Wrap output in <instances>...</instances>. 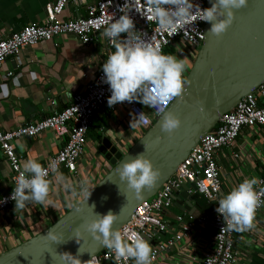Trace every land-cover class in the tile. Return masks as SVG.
I'll list each match as a JSON object with an SVG mask.
<instances>
[{
  "label": "crops",
  "instance_id": "1",
  "mask_svg": "<svg viewBox=\"0 0 264 264\" xmlns=\"http://www.w3.org/2000/svg\"><path fill=\"white\" fill-rule=\"evenodd\" d=\"M53 1L0 0V39L26 24L40 23L45 6ZM75 13H84L82 4L67 3L61 17L73 18ZM109 49L103 33L97 34L96 40L87 45L70 36H59L52 41L22 47L15 55L7 57L0 68V130L38 120L68 104L72 95L82 91L100 68ZM9 70L12 75L6 76ZM50 100L54 101L53 106ZM124 117H118L119 123L113 114L98 113L93 117L86 132L83 155L76 160L75 169L59 168L57 173L48 177L51 181L49 199L54 207L29 203L23 210L15 211L14 202L0 214V252L45 229L71 208L70 203L76 204L82 198L73 196L71 189H64L58 180L59 175L71 182L77 193L81 191L82 184L86 183L89 190L92 188L110 168L96 151L100 138L107 137L124 151L134 137L130 121ZM88 132L95 139L90 141ZM64 140L65 136L44 130L34 137L15 139L11 145L22 169V164L28 159L43 164ZM261 150H264V127L257 126L242 128L228 149L214 152L219 170L218 198L244 179L257 177ZM9 175L7 162L0 151V194L10 187ZM191 197L192 209H181L172 203L160 214L167 226L164 237L177 228L176 216L181 215L185 222H194V218L209 211L211 202H206L201 196L204 203H208L207 208L202 209V202L197 203ZM206 221L209 223L210 218ZM211 230L209 225L194 224L181 241L161 252L154 264H197L199 250L211 240ZM233 251L236 264H264V204L255 214L250 230L234 231Z\"/></svg>",
  "mask_w": 264,
  "mask_h": 264
},
{
  "label": "built area",
  "instance_id": "2",
  "mask_svg": "<svg viewBox=\"0 0 264 264\" xmlns=\"http://www.w3.org/2000/svg\"><path fill=\"white\" fill-rule=\"evenodd\" d=\"M204 1L193 0V3L205 8ZM125 2L126 0H54L45 6L44 18L40 23L26 24L6 38L0 39V68L6 58L15 55L20 48L33 46L43 41H52L59 36L73 37L82 45L94 42L97 34L104 32L110 17L119 18L122 15L119 9ZM67 3L82 4L84 13H75L73 18H62L61 14ZM130 7L133 9L130 10L129 15L134 20L135 29L143 39L158 45L163 54L168 49L175 51L178 45L183 44L188 56L195 55L203 39L205 21L197 20L176 34L170 35L169 32L162 31L150 18L146 0H135ZM126 35V33L121 34V39ZM105 40L110 49L100 68L84 85L82 91L72 95L68 104L38 120L19 124L15 128L0 130V151L10 172V187L0 194V201H3L0 202V214L15 202L10 199V196L15 187V180L22 170L11 145L13 140L34 137L44 130H50L57 136H65L62 145L42 165L48 168L49 163L54 161L58 169L65 168L73 171L76 160L83 155L86 132L96 114L108 113L120 118L126 116L131 121L133 115L143 112L146 123L132 130V135L138 136L150 127L152 119L160 115L158 109L161 105L151 108L143 104L141 106L137 101L131 103L125 101L112 107L108 106L107 101L111 91L109 85L103 81L102 65L108 54L115 49L108 38L105 37ZM5 75H12V71H7ZM184 76L185 73H183ZM49 103L54 105L53 100ZM170 104L171 102L164 105L165 109ZM146 112L151 114L152 119L146 115ZM257 126L264 127V82L239 98L232 109L219 115L215 125L201 135L177 165L175 171L151 196L135 207L129 218L117 230L122 236L129 238L137 233L150 239L157 238V242L151 245L152 264H154L159 254L181 241L194 224L209 225L212 228L211 240L205 248L199 250L197 264H236L237 258L233 251L234 230L228 229L224 225L223 217L216 212L220 185L214 152L228 149L242 128ZM233 155L237 156V154ZM260 157L261 166L256 177L260 183L255 188L262 204L256 213L264 204V150L260 151ZM51 174L53 173L49 172V176ZM182 184L187 185V194L195 193L202 196L212 205L208 212L194 218V222H185L181 215L176 216L177 228L167 237L158 238L155 236L156 232L167 231L166 223L160 214L172 205L173 193ZM208 218H210L209 223L206 221ZM88 260L87 264H135L132 259L118 261L114 253L105 247Z\"/></svg>",
  "mask_w": 264,
  "mask_h": 264
},
{
  "label": "water",
  "instance_id": "3",
  "mask_svg": "<svg viewBox=\"0 0 264 264\" xmlns=\"http://www.w3.org/2000/svg\"><path fill=\"white\" fill-rule=\"evenodd\" d=\"M212 2L205 0V8L211 7ZM210 28V22L203 23V39L184 76L191 83L186 86L183 99L177 98L165 109L180 117V128L171 136L162 132L160 114L125 151L102 136L96 151L110 168L89 190L87 202L82 203L81 198L75 204L77 207H71L45 229L1 251L0 264H65L59 256L63 252L78 255L82 263L87 261L103 245L87 231L85 222L95 214L111 211L117 215L113 227L118 229L135 207L175 171L201 135L215 125L219 115L264 82V0H248L247 7L235 10L232 25L221 36L213 35ZM142 152L160 169L161 176L155 187L145 189L137 199L134 190L120 180L116 169L124 160ZM186 188L182 184L174 191L173 204L188 210L192 209V195L186 193ZM77 228L82 233L79 242L75 239ZM49 230L62 234V241L46 239ZM164 234L156 232L155 236L163 238ZM142 236L153 244L157 242L155 237Z\"/></svg>",
  "mask_w": 264,
  "mask_h": 264
},
{
  "label": "clouds",
  "instance_id": "4",
  "mask_svg": "<svg viewBox=\"0 0 264 264\" xmlns=\"http://www.w3.org/2000/svg\"><path fill=\"white\" fill-rule=\"evenodd\" d=\"M134 2L135 0H126L119 9L122 15L119 18L110 17L104 28L103 35L115 49L108 54L102 65L103 81L109 85L111 91L107 103L109 107L125 101H138L151 108L161 105L158 109V114L163 115L161 131L171 136L180 128L181 119L174 112L166 111L164 105L177 98L183 99L186 86L191 83L183 77L186 61L163 54L158 45L141 37L135 29L133 18L129 15L133 9L130 5ZM146 3L150 18L162 31H167L170 35L200 20L210 22L209 32L219 37L232 25L235 10L247 7L248 0H213L208 8H201L194 4L193 0H146ZM124 33L127 35L121 39V34ZM144 123V113L140 112L133 115L130 126L135 128ZM116 170L120 180L126 182L127 188L134 190L137 199L142 197L145 189L151 190L155 187L161 176L160 169L156 168L143 152L132 159L124 160ZM49 172H58L56 162H50L48 168L34 159H28L22 164V170L15 180V187L10 196V199L15 201V211L23 210L29 203L54 207L53 201L49 199ZM58 180L64 189L72 190L73 196L80 195L82 203L87 202L91 191L86 183L81 185V191L77 193L65 177L59 175ZM259 183L255 177L246 178L219 198L216 212L223 217L224 225L228 229L244 232L253 227L256 211L262 204L255 188ZM69 207L77 206L70 203ZM116 219L117 215L111 211L103 215L95 214L84 226L95 240L114 253L118 261L132 259L135 264H152V248L149 241L139 233L130 238L122 236L121 232L113 227ZM81 235L80 229L77 228V242ZM45 238L60 243L62 234L49 230ZM59 256L65 264H82L78 255L63 252Z\"/></svg>",
  "mask_w": 264,
  "mask_h": 264
},
{
  "label": "rangeland",
  "instance_id": "5",
  "mask_svg": "<svg viewBox=\"0 0 264 264\" xmlns=\"http://www.w3.org/2000/svg\"><path fill=\"white\" fill-rule=\"evenodd\" d=\"M166 55H173V56H176L178 59H184L186 61V69L184 71V73L186 74L187 70L189 69L190 67V64L193 60V54L192 56H188V53L187 51L184 49V46L183 44L181 45H178L177 49L175 51H172L171 49H168L165 53ZM138 102V101H137ZM141 106H142V103L138 102ZM114 115V114H113ZM146 115L152 119L151 117V114L149 112H146ZM114 118L115 121H118L119 123V118L116 117V115H114ZM123 121V119L121 120ZM154 121V119H152V122ZM123 124V123H122ZM121 127L123 128V126L121 125ZM130 130V129H129ZM138 137V135H134L133 138H131V142L127 144V149L132 145V143L134 142V140H136V138ZM88 138L90 141H92L93 139H95V136L93 134H91V132H88ZM125 151V150H124Z\"/></svg>",
  "mask_w": 264,
  "mask_h": 264
},
{
  "label": "trees",
  "instance_id": "6",
  "mask_svg": "<svg viewBox=\"0 0 264 264\" xmlns=\"http://www.w3.org/2000/svg\"><path fill=\"white\" fill-rule=\"evenodd\" d=\"M192 196L194 197V199L196 200L197 203H201L202 202V204H203L202 209L203 208H207L208 203L205 204L201 196H199V195H197L195 193L192 194Z\"/></svg>",
  "mask_w": 264,
  "mask_h": 264
}]
</instances>
